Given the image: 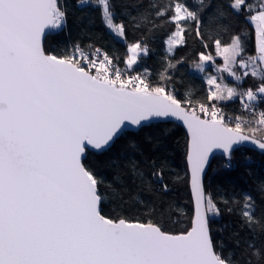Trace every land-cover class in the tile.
<instances>
[{
  "label": "snow or ice",
  "instance_id": "obj_1",
  "mask_svg": "<svg viewBox=\"0 0 264 264\" xmlns=\"http://www.w3.org/2000/svg\"><path fill=\"white\" fill-rule=\"evenodd\" d=\"M97 6L106 26L126 39V25L115 22L112 0H98ZM229 8L231 14L256 23L259 60H264V0L256 6L251 0H231ZM66 15L59 0H0V264H241V259L216 250L208 213L218 214L219 209L204 194L201 174L212 149L230 152L234 144L250 139L241 134L242 125L252 131V124L264 126V111L257 114L255 107L264 102V64L255 57L243 58L240 34L234 33L227 44L213 38L223 64L207 78L208 85H215L209 88L208 101L238 97L253 117L237 116L233 123L215 104L209 108L204 102L177 99L168 90L174 65H165L155 85L135 72L147 55L145 43L128 47L123 71L100 48L85 53L77 45L59 56L46 52V30L60 29ZM156 17L176 29L169 50L183 42L190 21L204 40L201 26L209 18L202 20L185 0L162 5ZM137 23H148V17ZM200 60L215 62L203 52ZM194 66L205 70L203 63ZM225 73L240 84L249 75L261 83L255 90L241 91L223 83ZM167 116L182 120L191 133L188 159L198 212L192 229L181 234L152 222L106 217L100 181L84 163L88 146L108 145L125 122L140 125L150 117ZM255 143L264 149V142ZM152 175L167 191L163 171ZM243 217L251 230L264 233V216L256 215L251 196L245 199ZM242 257L243 264H264V248L249 245Z\"/></svg>",
  "mask_w": 264,
  "mask_h": 264
},
{
  "label": "trees",
  "instance_id": "obj_2",
  "mask_svg": "<svg viewBox=\"0 0 264 264\" xmlns=\"http://www.w3.org/2000/svg\"><path fill=\"white\" fill-rule=\"evenodd\" d=\"M175 0H112L115 22L126 25L128 44L142 42L147 44V55H143L135 66L151 81L160 82L165 65L171 64V81L168 90L181 101L191 99L204 103L208 101L207 78L214 73L198 71L195 63H202L200 53L215 51L213 38L222 43L230 42L234 33L244 41L243 58L255 57L258 52L256 27L250 17L237 16L229 8L231 0H185L187 6L208 23L201 26L202 41L196 35V23L188 22L183 42L169 50L168 39L176 31L166 19L157 18L156 11L162 5ZM254 6L259 0H251ZM99 17L102 19L101 8ZM225 13L220 16L219 13ZM171 15V12H169ZM141 16L148 17V23H137ZM105 23V22H104ZM207 43L208 47L204 45ZM91 45L85 37H72L69 29L52 31L45 41L46 52L55 55L69 54L77 45ZM212 53V52H211ZM124 64V62H123ZM125 65V64H124ZM147 70V72H145ZM250 71V70H249ZM242 72V70H241ZM234 87L255 88L261 83L259 77L251 75L242 84L229 79ZM227 109L234 115L239 114V98L224 101ZM257 114L264 111V102L256 104ZM243 114L248 112L242 110ZM249 119H253L248 115ZM253 126V124H252ZM251 126V127H252ZM242 131L264 139V133L246 129ZM190 136L183 125L165 120L141 126L139 131H125L108 149L88 150L85 165L97 177L99 190L103 195L102 213L110 219L125 218L129 221L152 222L169 233H186L193 226L195 204L191 189V173L188 166ZM206 176L205 189L218 214L210 213V228L216 250L224 256L241 259L249 245L264 248V233L251 230L243 217L247 196L253 198L256 215L264 216V153L250 147L237 148L232 154H218L214 158ZM162 170L167 191L152 173ZM165 209L164 212L160 208Z\"/></svg>",
  "mask_w": 264,
  "mask_h": 264
},
{
  "label": "rangeland",
  "instance_id": "obj_3",
  "mask_svg": "<svg viewBox=\"0 0 264 264\" xmlns=\"http://www.w3.org/2000/svg\"><path fill=\"white\" fill-rule=\"evenodd\" d=\"M59 3L61 4L63 10L67 14L66 21L69 24L66 28L69 29L70 36L72 37H82L83 36L87 38L91 45L94 44L100 47L101 49H103V51L107 52L114 60L117 59L120 64L123 63V60H125L126 57L128 58L130 54L128 53L127 49L133 43L128 44L124 38H120L116 36L106 26L104 22H101V19L99 17V11L97 10L99 8L97 6L98 0H59ZM256 36H257V42H258L257 47H258V52H259L260 37H259L258 29L256 32ZM171 47H174V45H172ZM217 51L218 49H216L214 52L212 50L211 51L209 50L210 53L205 52V54H211L215 61L214 63L212 61H208V62L202 61V63L205 65V71L207 73H210V74L214 73L216 75L217 67L223 64V58L217 55ZM258 56L260 57V54ZM244 59L248 60V58H244ZM262 61H263L262 64H264V60ZM195 69L200 71L197 68ZM237 71L242 74L241 70H237ZM229 79L234 80L233 77L225 73L223 83H227L229 86L234 87L235 83L232 84ZM218 82H220L219 79H218ZM211 88L215 89V85H211ZM225 117L226 119L232 118V115L230 117L228 115H225ZM245 119L251 120L248 118V115H246ZM243 126L244 125H242V127ZM252 128H255L257 131L264 133V126L253 124ZM246 129H249V127L247 126Z\"/></svg>",
  "mask_w": 264,
  "mask_h": 264
},
{
  "label": "water",
  "instance_id": "obj_4",
  "mask_svg": "<svg viewBox=\"0 0 264 264\" xmlns=\"http://www.w3.org/2000/svg\"><path fill=\"white\" fill-rule=\"evenodd\" d=\"M52 31L53 30H46V32H45V34H44V36L42 38V43H43L44 49H45L44 44H45L46 38L49 36V33H51ZM45 51H46V49H45ZM50 54H52V53H50ZM165 120L174 121V122H176V123H178L180 125H183L186 128V130H187V132H188V134L190 136L189 151H188V155H187V157H188L189 156V153H190V148H191V133H190L187 125L182 120H180L177 117H173V116H167V117H150L147 120L142 121L140 125H133L130 122H125V124L122 126L121 130L117 133V135L113 138V140L110 141L108 145L104 146L101 149H108V147L112 146L118 140L119 136H121L125 131H129V130H131V131H139L140 128H141V126L150 125L153 122H161V121H165ZM241 134L242 135H245V136H249L250 139L249 140H246V141H240V142L234 144L232 146V149H231L230 152H226L222 148H214L209 153L208 161L205 164L204 171L201 174V183H202V186H203L204 194L206 196H207V190L205 189L206 176H207V174H208V172H209V170L211 168L210 166H211L214 158L216 157V155H218V154H221V155L232 154L234 151L237 150V148H242V147H246V148L250 147L252 149H255L257 151H261V152L264 153V149L259 148L258 144L255 143V141H257V140H259L260 142H264V139L263 138L256 137V136H254V135H252L250 133H245L244 131H242ZM88 150H98V149H95L93 146L89 145L88 148L86 149L84 159L87 157ZM188 166L190 168V173H191V176H190V179H191V189H192V195H193V200H194V204H195V208H194L195 215H194V219H193V221H195V218H196L197 212H198V200H197L196 192H195V190L193 188V185H192V167H191V163H190L189 159H188ZM201 210H203V209H201ZM208 217H209V228H210V223H211V221H210V213H208ZM122 219H125V218H122ZM193 225H194V222H193ZM192 227L188 231H190L192 229ZM210 231H211V228H210ZM171 234H173V233H171ZM177 234H181V233H177ZM211 235H212V231H211Z\"/></svg>",
  "mask_w": 264,
  "mask_h": 264
},
{
  "label": "built area",
  "instance_id": "obj_5",
  "mask_svg": "<svg viewBox=\"0 0 264 264\" xmlns=\"http://www.w3.org/2000/svg\"><path fill=\"white\" fill-rule=\"evenodd\" d=\"M68 22L67 21H65V23H64V25L60 28V29H58V30H53L54 32H60L61 30H65V28L68 26ZM66 29H68V28H66ZM79 46L83 49V51L85 52V53H90V52H92L93 51V49L94 48H100V47H98V46H84V45H80L79 44ZM101 49V48H100ZM103 50V49H102ZM110 56V55H109ZM114 60V59H113ZM114 62L116 63V64H118L119 66H120V68H121V70L123 71V69H124V67H125V65L123 64V63H119V61L117 60V59H115L114 60ZM132 74H135V73H129V75H132ZM247 89V87H243L241 90H246ZM213 104H215V107H216V109H219V110H222L221 109V106L220 105H218L217 104V102H213V103H206V105L209 107V108H211L212 107V105ZM207 118V117H206Z\"/></svg>",
  "mask_w": 264,
  "mask_h": 264
},
{
  "label": "bare ground",
  "instance_id": "obj_6",
  "mask_svg": "<svg viewBox=\"0 0 264 264\" xmlns=\"http://www.w3.org/2000/svg\"><path fill=\"white\" fill-rule=\"evenodd\" d=\"M243 91V90H242ZM216 102V101H215ZM218 105H220L222 107V112L225 114V115H228L229 117L232 115V118H233V123H234V118L237 117V116H243L244 118L246 117V115H249V114H243L242 113V106L238 108L239 110V114L236 116L233 114V112H231V110L227 109V105L225 104L224 101H221V102H217Z\"/></svg>",
  "mask_w": 264,
  "mask_h": 264
},
{
  "label": "crops",
  "instance_id": "obj_7",
  "mask_svg": "<svg viewBox=\"0 0 264 264\" xmlns=\"http://www.w3.org/2000/svg\"><path fill=\"white\" fill-rule=\"evenodd\" d=\"M252 22L254 23V25H255V27H256V32H257V29H258V28H257V25H256V23H255L254 21H252ZM257 46H258V42H257ZM259 54H260V52H257V54L255 55V58H257V63L262 64L263 61H262V60H259V56H258ZM126 58H127V57H126ZM126 58H125V59H126ZM121 59H122V58H121ZM122 60H123V59H122ZM124 61H125V60H123V62H124ZM249 70H250V69H249ZM218 94H219V93H218Z\"/></svg>",
  "mask_w": 264,
  "mask_h": 264
}]
</instances>
